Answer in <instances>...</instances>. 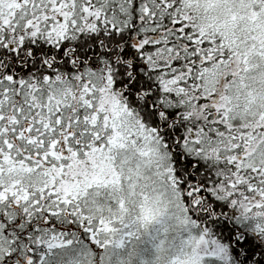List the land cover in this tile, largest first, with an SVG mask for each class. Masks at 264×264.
<instances>
[{
  "label": "snow or ice",
  "instance_id": "snow-or-ice-1",
  "mask_svg": "<svg viewBox=\"0 0 264 264\" xmlns=\"http://www.w3.org/2000/svg\"><path fill=\"white\" fill-rule=\"evenodd\" d=\"M0 264H264V0H0Z\"/></svg>",
  "mask_w": 264,
  "mask_h": 264
}]
</instances>
